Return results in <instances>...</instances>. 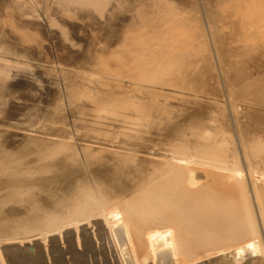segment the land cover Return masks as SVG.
Segmentation results:
<instances>
[{"label": "bare ground", "instance_id": "1", "mask_svg": "<svg viewBox=\"0 0 264 264\" xmlns=\"http://www.w3.org/2000/svg\"><path fill=\"white\" fill-rule=\"evenodd\" d=\"M183 1L0 0V264H264V0Z\"/></svg>", "mask_w": 264, "mask_h": 264}, {"label": "rangeland", "instance_id": "2", "mask_svg": "<svg viewBox=\"0 0 264 264\" xmlns=\"http://www.w3.org/2000/svg\"><path fill=\"white\" fill-rule=\"evenodd\" d=\"M185 1H186V3H185ZM191 1V2H190ZM189 2V3H188ZM203 2V0H193V2H192V0H184L183 2H180L181 3V5H179L180 6V8L182 9V10H187L188 11V14L189 13H191V14H194L195 15V13L197 14V15H195V19H198V20H200V22L202 23V24H204L205 25V23H206V12H205V8H206V6H205V4H203L202 3ZM195 3L197 4V5H195ZM201 5V6H200ZM204 7V8H203ZM198 8V9H197ZM201 8H203V9H201ZM195 9L196 10H200L199 12L197 11H195ZM201 12V13H200ZM200 15H199V14ZM183 14H185V12H183ZM199 15V16H198ZM205 20V21H204ZM207 47H210L211 49H212V45H211V43L209 42V44L207 45ZM94 54H98V55H100V57L101 58H103V57H106L107 56V54L108 53H104L103 51H101V50H92V51H90L89 52V54H87L86 56H85V58H82V59H80V60H78V62L76 63V64H72V66H86L87 65V63H88V61H89V57H91L92 55H94ZM1 56H3V57H8L9 59H10V61L11 62H15V60L17 61V60H20V61H25V62H28V63H31V66H32V68H30V69H28V71H27V68H21V69H16V70H14L15 72L16 71H22V72H19L21 75H24V81H26L25 83L26 84H24V82L22 81V84H21V82H18L16 85H14V89L16 90H14V89H12V87L11 88H9V90H8V92H7V94H6V92H5V94H4V96L5 97H2L3 96V94H1V109H3L1 112V117H2V119H5L6 117H10V118H13L14 117V120L12 121H9V122H17V123H19V121L20 122H22V124H25V125H28V124H31L32 123V125H34V127H37L38 125H40L41 123H42V125H43V123L44 124H47L48 123V121H44L43 122V120H45V119H47V120H49L50 119V117L48 118V116L50 115V113L48 112V111H50V106H48L49 105V103L51 104V103H53V100H50V102H49V99H50V97L49 98H47L48 96H46L45 95V93H47V91L46 90H44L45 88H42L41 86H43L44 84L45 85H47L46 83L48 82V79H50V78H48V76L50 75H48V73H53L52 71H51V68H50V66H52V65H56V64H63L61 61L58 63V61L53 57L54 56V53H53V51H51V52H47V51H36V50H30V51H28V50H10V51H4V50H1ZM86 57H88V58H86ZM56 62V63H55ZM31 70V72H29ZM48 73H47V72ZM27 72V73H26ZM46 72V73H45ZM216 72H217V67H216ZM17 73V72H16ZM31 73V74H30ZM55 73V72H54ZM27 74H30V76L29 75H27ZM25 75H27L26 77L27 78H29L28 80H27V78L25 77ZM48 75V76H47ZM55 75V74H54ZM54 75H50V76H53L54 77ZM46 76V77H45ZM43 80L44 79V81L45 82H42L41 81V79ZM31 78H32V80H31ZM36 78V79H35ZM52 78V77H51ZM34 79H35V81H34ZM37 80V81H36ZM27 81H33V82H30V83H27ZM53 82V81H52ZM51 82V83H52ZM54 82H55V80H54ZM53 82V83H54ZM20 83V85L19 86H17L18 84ZM41 85H40V84ZM43 83V84H42ZM56 83V82H55ZM230 83V84H229ZM227 82V84L225 83L224 85H223V89H224V91H222V95H221V97L225 100V102H227V108H228V110H229V108H230V102H228L230 99H231V97H232V88H231V82ZM31 84H33V85H31ZM38 84H39V86H38ZM22 85V86H21ZM29 85H31V86H29ZM35 85V86H34ZM16 86V87H15ZM24 87V88H23ZM30 87H32V88H30ZM34 87V88H33ZM38 87V88H37ZM44 87V86H43ZM225 87V88H224ZM227 87H230L229 89H230V91H229V89L227 88ZM16 88H18V89H16ZM26 88V89H25ZM40 88L42 89V90H40ZM228 90H227V89ZM10 89H12L11 91H13V93H12V95L13 96H11V93H9L10 92ZM19 89H20V91H19ZM18 90V91H17ZM38 90H40V91H42V92H39ZM226 90V91H225ZM17 92V93H15V92ZM39 92L38 94L37 93H35V92ZM45 93H44V92ZM227 91H228V94H225V93H227ZM34 93V94H33ZM44 93V94H43ZM10 94V95H9ZM33 94V95H32ZM36 94V95H35ZM41 95V97H39ZM231 95V96H230ZM6 96H8V97H6ZM44 96V97H43ZM14 99H13V98ZM43 97V98H42ZM45 97H46V100H45ZM3 98V99H2ZM10 98H12V99H10ZM42 98V99H41ZM6 99H9V100H6ZM48 99V100H47ZM12 100H14V101H12ZM4 101V102H3ZM16 101V104H12V103H14ZM39 101H41V103L39 102ZM46 103H45V102ZM6 102V103H5ZM9 102V103H8ZM12 102V103H11ZM17 102H18V105H17ZM48 102V103H47ZM45 103V108L43 107V104ZM12 104V105H11ZM42 104V105H41ZM11 105V106H10ZM14 105H16L15 107H14ZM40 105L42 106V107H40ZM3 106V107H2ZM18 106V107H17ZM47 106V107H46ZM5 107L7 108V109H9V110H5ZM13 107H14V109H13ZM17 107V108H16ZM20 107V108H19ZM40 108H43V109H40ZM47 108V109H46ZM11 109H13V110H15V111H13V110H11ZM40 109V110H39ZM18 110V111H17ZM44 110H47V111H44ZM5 111H6V113H5ZM12 111V112H11ZM44 112V113H41V112ZM8 112H9V115H8ZM45 112H46V115H45ZM5 113V114H4ZM35 113V114H34ZM48 113H49V115H48ZM4 114V115H3ZM12 114H13V116H12ZM19 114V115H18ZM23 115V116H21V115ZM15 115V116H14ZM18 115V116H17ZM27 117H26V116ZM30 115V116H29ZM36 115V116H35ZM38 116V117H37ZM34 117V118H33ZM42 117V118H41ZM18 118H20L19 120H18ZM23 118H24V120H23ZM27 118H29V120L27 119ZM37 118V119H36ZM39 118H40V120L41 121H39L38 122V120H39ZM44 118V119H43ZM26 119V120H25ZM23 120V121H22ZM31 120V121H30ZM37 120V121H36ZM25 122V123H24ZM29 122V123H28ZM28 123V124H27ZM34 123V124H33ZM36 123V124H35ZM39 123V124H38ZM2 127L3 128H6V126H1V131H3L2 130ZM5 130V129H4ZM3 133H1V135H2ZM2 137V136H1Z\"/></svg>", "mask_w": 264, "mask_h": 264}]
</instances>
